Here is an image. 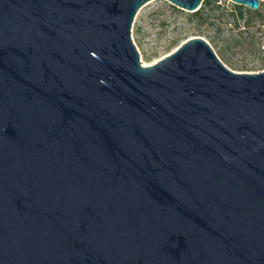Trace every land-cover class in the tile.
<instances>
[{
  "label": "water",
  "instance_id": "95a60500",
  "mask_svg": "<svg viewBox=\"0 0 264 264\" xmlns=\"http://www.w3.org/2000/svg\"><path fill=\"white\" fill-rule=\"evenodd\" d=\"M151 1L0 0V264H264V72L143 66Z\"/></svg>",
  "mask_w": 264,
  "mask_h": 264
},
{
  "label": "rangeland",
  "instance_id": "374dc122",
  "mask_svg": "<svg viewBox=\"0 0 264 264\" xmlns=\"http://www.w3.org/2000/svg\"><path fill=\"white\" fill-rule=\"evenodd\" d=\"M212 2L213 5L206 11L207 21L203 24L193 20L194 13L180 9L167 0H153L146 4L139 11L133 26V39L143 66H153L174 54L186 42L201 37L210 42L231 70L247 74L264 72V30H261L260 23H255L251 32L245 28L233 29L231 14L237 4L232 0ZM226 43L229 46V61L221 54Z\"/></svg>",
  "mask_w": 264,
  "mask_h": 264
},
{
  "label": "trees",
  "instance_id": "16d2710c",
  "mask_svg": "<svg viewBox=\"0 0 264 264\" xmlns=\"http://www.w3.org/2000/svg\"><path fill=\"white\" fill-rule=\"evenodd\" d=\"M213 5L212 0H206L203 4L202 10L194 13L193 20H197L199 23H205L207 21V8ZM217 7V6H216ZM220 8V7H217ZM233 16V29H242L245 28L246 31L251 32L252 28L255 26V23H260L261 30H264V3L261 4V8L258 11H254L248 7L237 5L234 12L231 14ZM247 17V19H246ZM246 19V22L243 23V20ZM228 43L226 47L222 48L221 54L226 61L228 60ZM229 63V62H228Z\"/></svg>",
  "mask_w": 264,
  "mask_h": 264
}]
</instances>
